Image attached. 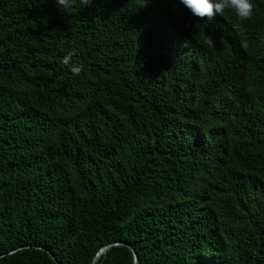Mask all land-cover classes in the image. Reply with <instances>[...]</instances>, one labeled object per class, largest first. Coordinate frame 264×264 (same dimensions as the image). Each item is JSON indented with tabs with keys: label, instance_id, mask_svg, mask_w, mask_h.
Instances as JSON below:
<instances>
[{
	"label": "trees",
	"instance_id": "16d2710c",
	"mask_svg": "<svg viewBox=\"0 0 264 264\" xmlns=\"http://www.w3.org/2000/svg\"><path fill=\"white\" fill-rule=\"evenodd\" d=\"M252 3L0 0V264H264Z\"/></svg>",
	"mask_w": 264,
	"mask_h": 264
},
{
	"label": "clouds",
	"instance_id": "9594fccd",
	"mask_svg": "<svg viewBox=\"0 0 264 264\" xmlns=\"http://www.w3.org/2000/svg\"><path fill=\"white\" fill-rule=\"evenodd\" d=\"M58 8L62 11H67L72 7L73 0H55ZM93 0H80L83 6L91 5ZM192 16L200 20H212L216 15H223L226 10L234 12L236 17L241 21H246L252 17L254 4L252 0H179ZM205 43L209 47L214 46V41L211 36L203 37ZM63 63L68 64L67 57ZM76 68L73 71L78 72Z\"/></svg>",
	"mask_w": 264,
	"mask_h": 264
},
{
	"label": "water",
	"instance_id": "95a60500",
	"mask_svg": "<svg viewBox=\"0 0 264 264\" xmlns=\"http://www.w3.org/2000/svg\"><path fill=\"white\" fill-rule=\"evenodd\" d=\"M114 246H123V247H126L127 249H129L130 253H131V258H132V264H137V259H136V256H135V253L133 251L132 248H130L127 244L123 243V242H112V243H108V244H105L103 246H101L95 256H94V259L92 260V263L100 256H104L105 253L107 252V250L111 247H114ZM53 259V258H52Z\"/></svg>",
	"mask_w": 264,
	"mask_h": 264
}]
</instances>
